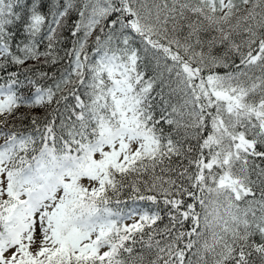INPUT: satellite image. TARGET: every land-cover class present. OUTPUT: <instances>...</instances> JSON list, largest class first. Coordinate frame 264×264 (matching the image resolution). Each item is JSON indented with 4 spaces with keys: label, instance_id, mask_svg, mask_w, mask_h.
Returning <instances> with one entry per match:
<instances>
[{
    "label": "snow or ice",
    "instance_id": "snow-or-ice-1",
    "mask_svg": "<svg viewBox=\"0 0 264 264\" xmlns=\"http://www.w3.org/2000/svg\"><path fill=\"white\" fill-rule=\"evenodd\" d=\"M0 264H264V0H0Z\"/></svg>",
    "mask_w": 264,
    "mask_h": 264
},
{
    "label": "trees",
    "instance_id": "trees-1",
    "mask_svg": "<svg viewBox=\"0 0 264 264\" xmlns=\"http://www.w3.org/2000/svg\"><path fill=\"white\" fill-rule=\"evenodd\" d=\"M73 19H75V16H73ZM65 35L67 36V32H65ZM64 62L62 61L60 65H57L54 71H60L63 70Z\"/></svg>",
    "mask_w": 264,
    "mask_h": 264
},
{
    "label": "rangeland",
    "instance_id": "rangeland-1",
    "mask_svg": "<svg viewBox=\"0 0 264 264\" xmlns=\"http://www.w3.org/2000/svg\"><path fill=\"white\" fill-rule=\"evenodd\" d=\"M131 221H129V223H130Z\"/></svg>",
    "mask_w": 264,
    "mask_h": 264
}]
</instances>
